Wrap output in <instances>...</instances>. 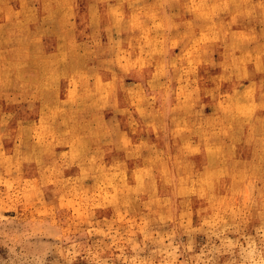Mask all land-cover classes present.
<instances>
[{
    "label": "rangeland",
    "instance_id": "374dc122",
    "mask_svg": "<svg viewBox=\"0 0 264 264\" xmlns=\"http://www.w3.org/2000/svg\"><path fill=\"white\" fill-rule=\"evenodd\" d=\"M0 264H264V0H0Z\"/></svg>",
    "mask_w": 264,
    "mask_h": 264
},
{
    "label": "bare ground",
    "instance_id": "6f19581e",
    "mask_svg": "<svg viewBox=\"0 0 264 264\" xmlns=\"http://www.w3.org/2000/svg\"><path fill=\"white\" fill-rule=\"evenodd\" d=\"M202 1V0H201ZM202 3V2H201ZM210 3V2H209ZM201 6V5H200ZM213 6V5H212ZM211 6V7H212ZM206 7V6H205ZM195 8V7H194ZM211 11V10H210ZM247 101H245V103H246ZM243 103V102H242ZM248 104V103H247ZM246 107V106H245ZM246 110V109H245ZM244 110V111H245ZM243 111V112H244ZM246 112H247V110H246ZM245 115V114H244ZM17 131V130H16ZM3 133V132H2ZM3 135V134H2ZM120 162V161H119ZM117 165H119V164H117ZM121 166V165H120ZM109 168V167H108ZM110 169V168H109ZM114 169V168H113ZM115 169H116V167H115ZM112 170V169H111ZM111 172V171H110ZM169 172V171H168ZM102 174H103V172H101ZM107 173H109V172H107ZM111 173H116V172H111ZM117 173H119V172H117ZM106 174V173H105ZM169 174V173H168ZM171 174V173H170ZM221 173H219V175H220ZM101 175V174H100ZM117 175H119V174H117ZM121 175V174H120ZM119 175V176H120ZM213 175V174H212ZM219 175H217V176H219ZM102 176V175H101ZM104 176V175H103ZM107 176V175H106ZM124 176V175H123ZM166 176V175H165ZM221 176H223V175H221ZM105 177V176H104ZM108 177V176H107ZM110 178H112V177H110ZM115 178L117 179V177H116V175H115ZM119 178V177H118ZM122 178V177H121ZM124 178V184L126 185V187L127 188H130L131 189V185H134L135 186V183H133L132 181H131V178H130V176L129 177H127V176H124L123 177ZM108 181H112L111 179L110 180H108ZM119 181V180H118ZM117 180H116V182H118ZM212 181V180H211ZM179 182V181H178ZM114 183V182H113ZM120 183V182H119ZM171 183V182H170ZM117 184V183H116ZM123 184V185H124ZM109 186H111V184H108ZM121 185H122V183H121ZM178 185V184H177ZM180 185V184H179ZM175 186V185H174ZM180 186H183V185H180ZM209 186V185H208ZM179 187V186H178ZM177 187V188H178ZM210 187V186H209ZM113 188V187H112ZM126 188V189H127ZM175 189V188H174ZM113 190V189H112ZM185 190V189H184ZM212 190V189H211ZM181 191H183V190H181ZM115 192V191H114ZM113 192V193H114ZM124 193V192H123ZM127 193V192H126ZM179 193V192H178ZM111 195V194H110ZM113 195V194H112ZM116 195V194H115ZM118 195V194H117ZM155 195V194H154ZM212 196V195H211ZM111 197H113V196H111ZM122 197H123V195H122ZM119 198V197H118ZM221 198V197H220ZM116 199V198H115ZM114 199V200H115ZM123 199V198H122ZM122 199H121V201H122ZM120 200V199H119ZM221 200V199H220ZM166 201H168L167 199H166ZM166 201H164V202H166ZM170 201H172V199H170ZM219 201V200H218ZM115 202V201H114ZM119 202V201H118ZM149 202V201H148ZM163 202V201H162ZM216 202H217V200H216ZM121 203V202H120ZM159 203H161V202H159ZM169 203V202H168ZM221 203V202H220ZM152 204V203H151ZM158 204V203H157ZM165 204V203H164ZM164 204H162V205H164ZM218 204V203H217ZM153 205V204H152ZM158 206H159V204H158ZM161 206V205H160ZM156 207V206H155ZM221 207V206H220ZM154 208V207H153ZM221 209V208H220ZM216 214V213H215Z\"/></svg>",
    "mask_w": 264,
    "mask_h": 264
}]
</instances>
